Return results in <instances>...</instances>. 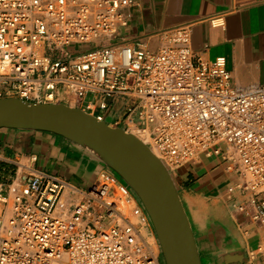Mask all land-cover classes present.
Here are the masks:
<instances>
[{
  "label": "built area",
  "instance_id": "obj_1",
  "mask_svg": "<svg viewBox=\"0 0 264 264\" xmlns=\"http://www.w3.org/2000/svg\"><path fill=\"white\" fill-rule=\"evenodd\" d=\"M136 2L0 0V99L111 118L144 135L173 178L218 159L239 229L259 234L249 262L264 264V84L235 85L225 57H194L189 27L166 31L158 51L115 42ZM149 221L108 168L85 192L34 169L0 180V264H160L140 232Z\"/></svg>",
  "mask_w": 264,
  "mask_h": 264
},
{
  "label": "crops",
  "instance_id": "obj_2",
  "mask_svg": "<svg viewBox=\"0 0 264 264\" xmlns=\"http://www.w3.org/2000/svg\"><path fill=\"white\" fill-rule=\"evenodd\" d=\"M136 1L130 10L129 24L119 28L115 42L158 51L166 45V31L189 27L194 57L206 61L225 57L235 85L264 84V0ZM0 165V180L23 182L31 170L41 169L84 192L107 168L86 149L61 136L18 129H0ZM174 181L202 264H250L249 253L259 234L253 231L245 235L231 214L232 177L221 162L203 159L183 166L177 170ZM69 193L73 195L72 191ZM139 228L148 244L158 246L159 263L165 264L151 222Z\"/></svg>",
  "mask_w": 264,
  "mask_h": 264
},
{
  "label": "water",
  "instance_id": "obj_3",
  "mask_svg": "<svg viewBox=\"0 0 264 264\" xmlns=\"http://www.w3.org/2000/svg\"><path fill=\"white\" fill-rule=\"evenodd\" d=\"M0 129L50 132L86 149L135 193L155 229L165 264H202L174 178L134 134L74 106L19 98L0 99Z\"/></svg>",
  "mask_w": 264,
  "mask_h": 264
},
{
  "label": "bare ground",
  "instance_id": "obj_4",
  "mask_svg": "<svg viewBox=\"0 0 264 264\" xmlns=\"http://www.w3.org/2000/svg\"><path fill=\"white\" fill-rule=\"evenodd\" d=\"M132 134H134L137 138H139L142 142L145 141V136L138 133L137 131L135 130H132L131 131ZM151 151L158 157L161 159V156L159 155V153L154 149V148H151Z\"/></svg>",
  "mask_w": 264,
  "mask_h": 264
},
{
  "label": "rangeland",
  "instance_id": "obj_5",
  "mask_svg": "<svg viewBox=\"0 0 264 264\" xmlns=\"http://www.w3.org/2000/svg\"><path fill=\"white\" fill-rule=\"evenodd\" d=\"M98 112H100V111H98ZM107 122H111V118H107V120H106ZM144 143H147V140L145 139V141H144ZM1 171H3V167H2V165H0V172ZM0 178H2V175L0 174ZM151 247H152V249L155 251V252H157V253H159V248H158V246L157 245H151Z\"/></svg>",
  "mask_w": 264,
  "mask_h": 264
}]
</instances>
